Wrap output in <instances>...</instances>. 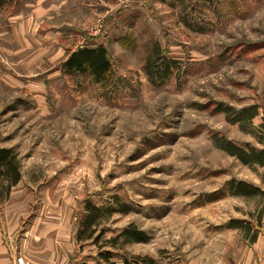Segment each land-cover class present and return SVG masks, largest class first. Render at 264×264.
Wrapping results in <instances>:
<instances>
[{"label":"rangeland","instance_id":"1","mask_svg":"<svg viewBox=\"0 0 264 264\" xmlns=\"http://www.w3.org/2000/svg\"><path fill=\"white\" fill-rule=\"evenodd\" d=\"M34 1L0 0L6 241L44 212L73 264H264V164L226 150L264 152V0H47L26 25ZM97 46L103 81L62 72Z\"/></svg>","mask_w":264,"mask_h":264},{"label":"crops","instance_id":"2","mask_svg":"<svg viewBox=\"0 0 264 264\" xmlns=\"http://www.w3.org/2000/svg\"><path fill=\"white\" fill-rule=\"evenodd\" d=\"M24 6L29 9L26 15L31 14L28 18L22 17L26 25H31V21L36 22L39 17L52 12V6L47 5V0H35ZM58 217L59 215L44 212L37 214L30 223L31 239L18 245L13 241H6L0 231V264H13L17 255L22 256L27 264L75 263L76 254L69 240V217L63 214L61 219L57 220ZM80 264L90 263L81 261Z\"/></svg>","mask_w":264,"mask_h":264},{"label":"trees","instance_id":"3","mask_svg":"<svg viewBox=\"0 0 264 264\" xmlns=\"http://www.w3.org/2000/svg\"><path fill=\"white\" fill-rule=\"evenodd\" d=\"M64 74L88 72L97 82L103 81L111 71V63L108 53L103 46L83 47L69 54L61 66ZM247 110L241 111L246 113ZM232 156L239 158L244 164L251 162L264 164V152L253 153L245 151H231L226 149ZM21 179L19 171V161L17 156L10 149H0V200H6L11 189L18 184ZM89 210L92 214H97L96 210ZM94 221L86 220L85 225L89 226ZM125 236L138 240V233L127 232ZM109 258V257H107ZM124 264H129L124 261Z\"/></svg>","mask_w":264,"mask_h":264},{"label":"built area","instance_id":"4","mask_svg":"<svg viewBox=\"0 0 264 264\" xmlns=\"http://www.w3.org/2000/svg\"><path fill=\"white\" fill-rule=\"evenodd\" d=\"M13 264H27V263L22 256L17 255L13 260Z\"/></svg>","mask_w":264,"mask_h":264}]
</instances>
